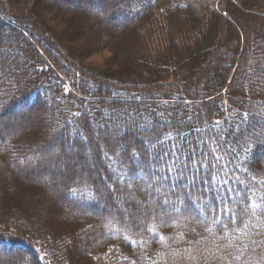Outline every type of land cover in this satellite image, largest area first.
<instances>
[{"label": "trees", "instance_id": "obj_1", "mask_svg": "<svg viewBox=\"0 0 264 264\" xmlns=\"http://www.w3.org/2000/svg\"><path fill=\"white\" fill-rule=\"evenodd\" d=\"M46 2L0 0V264H264V0Z\"/></svg>", "mask_w": 264, "mask_h": 264}, {"label": "rangeland", "instance_id": "obj_2", "mask_svg": "<svg viewBox=\"0 0 264 264\" xmlns=\"http://www.w3.org/2000/svg\"><path fill=\"white\" fill-rule=\"evenodd\" d=\"M46 1H47L46 3H49L48 0H46ZM75 11H79L78 8L75 9ZM90 14L103 18L102 19L103 21L109 20L108 12L105 11L104 9H98L96 7L95 8L92 7L90 9ZM128 14H129V12H127L124 16L123 15L121 16L120 13L117 14L115 16L116 17L115 22L120 23V25L124 24V22H125L124 17H126ZM48 43H50V42H48ZM51 46L55 47L52 43H51ZM57 51L61 53L60 50H57ZM67 63H70V62L67 61ZM19 111H20V114L18 116H16V118H15V120L18 121L17 122L18 125L15 124L16 122L10 121L11 123L10 122L7 123V125H9V126L6 125V128H4L9 133L10 136H14L13 138H16V136H18V132H19L21 127H22L21 129L24 130L28 125H30L29 123H32V122L34 123L36 121V119H35L36 117L34 115L33 116L30 115L28 113V111L25 110L24 108L19 109ZM3 132H4L3 129H1L0 133L3 134ZM56 139L54 138L53 142L49 145V149H50V155L49 156L52 157L51 162H53V163L50 162V164L48 166V168L50 169L49 171L51 172V177L49 179L45 180L46 185L44 187L46 188V191H47L46 195L47 196L54 195L55 191L59 192V188L56 185L57 176L59 174H64L65 169L68 168L69 166H74L76 168L78 166V164H81V163H79L78 159H76L74 156H72L73 151L71 148L68 150L67 155L56 153L57 149H59L58 146H59V142L61 141L60 140L61 138L57 137ZM92 159L93 158H91V160ZM28 164L31 166H34L33 165L34 163L32 161H29ZM39 164L41 166V163H38L36 165H39ZM46 166L47 165L42 164L41 168H46ZM14 171L19 175L21 183H22L23 177H25V176L30 178L31 180H33L35 182H38V181L41 182V180H43V177L41 176L40 173H34V175L31 176L30 173H28L26 164H24L23 162L20 163V168L14 170ZM41 189L43 190L44 188L41 187ZM86 210L89 211V213H91V214H97V210H95L94 208H92L90 206L86 207Z\"/></svg>", "mask_w": 264, "mask_h": 264}, {"label": "snow or ice", "instance_id": "obj_3", "mask_svg": "<svg viewBox=\"0 0 264 264\" xmlns=\"http://www.w3.org/2000/svg\"><path fill=\"white\" fill-rule=\"evenodd\" d=\"M177 159H178V157H173V159L169 162V165H168L169 172L172 171V166L176 165V161H177ZM181 163L183 164V167H180V171H179V173L177 174L178 178H179V176H182V175H183L185 169L188 167V165H187L186 163H183V162H181ZM193 168H194L196 171H199V169L195 167V164H193ZM165 179H166V177H165ZM204 184L207 185V184H208V181L205 180V181H204ZM205 190H207V189H205ZM73 191H75V190H73ZM228 193H229V194L231 193V189H228ZM222 196H223V193H219L218 196H217V199L219 200ZM165 203H168V201L165 200Z\"/></svg>", "mask_w": 264, "mask_h": 264}]
</instances>
